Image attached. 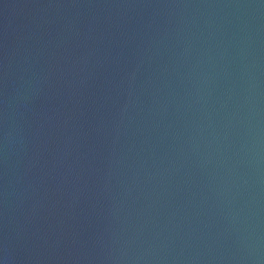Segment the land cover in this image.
<instances>
[{
  "label": "water",
  "instance_id": "95a60500",
  "mask_svg": "<svg viewBox=\"0 0 264 264\" xmlns=\"http://www.w3.org/2000/svg\"><path fill=\"white\" fill-rule=\"evenodd\" d=\"M2 264H264V0H0Z\"/></svg>",
  "mask_w": 264,
  "mask_h": 264
},
{
  "label": "snow or ice",
  "instance_id": "6c2138e0",
  "mask_svg": "<svg viewBox=\"0 0 264 264\" xmlns=\"http://www.w3.org/2000/svg\"><path fill=\"white\" fill-rule=\"evenodd\" d=\"M0 264H2V261H0Z\"/></svg>",
  "mask_w": 264,
  "mask_h": 264
}]
</instances>
